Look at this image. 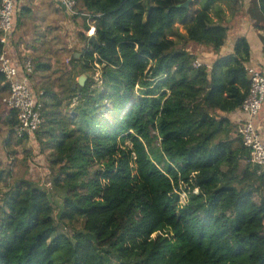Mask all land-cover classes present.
<instances>
[{
	"label": "trees",
	"instance_id": "trees-1",
	"mask_svg": "<svg viewBox=\"0 0 264 264\" xmlns=\"http://www.w3.org/2000/svg\"><path fill=\"white\" fill-rule=\"evenodd\" d=\"M217 1L76 0L91 16H73L80 57L59 91L35 90V135L65 191L59 222L83 229L58 232L48 192L20 178L0 194V264H264V174L230 117L251 88V46L239 36L222 54L232 26ZM225 1L234 12L240 0ZM34 62V73L51 69ZM77 69L91 74L84 85ZM8 89L0 71V99ZM5 123L6 146L29 139L15 110ZM12 174L0 167V183Z\"/></svg>",
	"mask_w": 264,
	"mask_h": 264
},
{
	"label": "crops",
	"instance_id": "crops-1",
	"mask_svg": "<svg viewBox=\"0 0 264 264\" xmlns=\"http://www.w3.org/2000/svg\"><path fill=\"white\" fill-rule=\"evenodd\" d=\"M221 2L222 0H218L217 4L223 8L226 21H235L232 29L233 27L237 28V32L233 33V39L227 40L225 49L228 52L233 51L236 38L245 36L251 46L248 65L264 69V30L255 26V23L264 21L259 0H240L234 12H231L228 6L233 3L225 1L226 4L222 6ZM17 5L18 9L15 13L14 29L9 46L15 60L19 61L18 54L20 53H34L36 59H41L43 48L56 49V47H60L59 50L63 51L68 49L69 51L65 50L67 53L71 52L76 57H80V54L78 55L75 50L82 43L79 35L81 22L83 23L81 17L77 18L68 14L58 0H17ZM18 19L21 21L20 25H17ZM64 35L67 36L66 40H63ZM230 117L233 122L236 119L239 122L244 119L245 115L240 110L231 114ZM256 123L264 141V110L256 119Z\"/></svg>",
	"mask_w": 264,
	"mask_h": 264
},
{
	"label": "built area",
	"instance_id": "built-area-1",
	"mask_svg": "<svg viewBox=\"0 0 264 264\" xmlns=\"http://www.w3.org/2000/svg\"><path fill=\"white\" fill-rule=\"evenodd\" d=\"M58 2L68 14L85 15L89 21L91 16L88 13L84 14L76 10V0H58ZM17 7V0H2L0 5V42L2 44L0 71L4 74L9 88L8 94L2 101L8 109L16 111L18 121L16 134L31 138L42 125V105L31 83V75L35 69L33 59L25 56L17 61L13 58L9 47ZM195 65L199 66L200 62L196 61ZM248 71L251 76V88L241 106L245 117L241 120L243 124L240 135L243 145L249 150L250 162L257 166L260 174H264V141L256 123V119L264 110V69L249 66ZM96 79L99 80V84H102L100 73ZM46 185L51 186V181L47 180Z\"/></svg>",
	"mask_w": 264,
	"mask_h": 264
},
{
	"label": "rangeland",
	"instance_id": "rangeland-1",
	"mask_svg": "<svg viewBox=\"0 0 264 264\" xmlns=\"http://www.w3.org/2000/svg\"><path fill=\"white\" fill-rule=\"evenodd\" d=\"M223 2V3H222ZM221 4L224 6L226 4L225 0H222ZM219 16L216 14L214 15V18H218ZM83 23L81 22V25ZM228 25L233 26L235 25V21H229L227 22ZM179 31L182 34H186V29L177 24ZM80 29H82V26H80ZM231 33L229 38L233 39V35L237 32V28L233 29L231 28ZM234 33V34H233ZM58 36V35H57ZM59 37V36H58ZM51 38L52 35H51ZM60 38V37H59ZM67 36H63V40H66ZM174 38L175 40L177 37H171ZM231 41V40H230ZM189 49L192 50V52L197 53L198 55H201L203 52V47L196 46V44L191 43L189 46ZM78 49L81 48L77 47ZM226 47H223L222 54H228L229 52L225 49ZM61 49L60 47H56V49H45L43 48V53L40 58H35L34 53H29V54H18L19 58H23L25 56H28L32 58L34 61L35 60H40V62L46 63L51 66V69L45 73H34V75L31 78V83L33 88L40 92L42 91V83L51 85L59 91L58 87V79L62 78L63 73L65 71L70 72L69 70L71 69V63H70V58L73 54L71 52L67 53L66 51H69L68 49L59 50ZM78 49L75 51L78 52ZM55 50L56 53H55ZM206 51V49H204ZM35 63V62H34ZM79 70H76L75 72L71 73V79L74 80L73 82H78L80 77ZM70 74V73H68ZM78 74V75H77ZM88 77H91V74H87ZM99 76V72H97L94 75V78H97ZM69 77V76H66ZM78 104V99L75 98L73 100V103L71 106L68 108V110L73 111L77 107ZM8 109L6 105L3 103L2 98L0 99V167L5 168L7 171L11 170L12 177L9 179L8 185L5 181L0 183V194L6 189H8L11 184H13L16 180H19L20 178H28L42 188L43 190H46L48 194L50 195L51 199L54 201L56 205V211L54 212V219L55 222L58 224V232L60 233H65L67 236L72 237L74 233L78 230L83 229V222H76L75 224H69L66 222H59V215H60V207L62 205L63 198L65 196V191L61 189H57L53 184L51 186L46 185L47 180L52 181L53 178V171H51V167L49 165L48 161V155L47 153L42 151V147L39 144L36 135L33 137H29V139H25L23 143L21 144H16L19 143L18 139L11 144L10 146H6L4 143L7 138H8V131L9 128L7 127L5 123V119L8 116ZM107 115V114H105ZM241 121V120H240ZM240 121L238 123H240ZM237 122V119L235 120ZM129 143V142H128ZM17 152V153H16ZM7 153H9V157H7ZM246 164V163H244ZM264 193V189L262 190ZM182 198L184 200L185 195L182 194Z\"/></svg>",
	"mask_w": 264,
	"mask_h": 264
},
{
	"label": "water",
	"instance_id": "water-1",
	"mask_svg": "<svg viewBox=\"0 0 264 264\" xmlns=\"http://www.w3.org/2000/svg\"><path fill=\"white\" fill-rule=\"evenodd\" d=\"M90 40L93 41V42H95V43L98 42V40H97V38H96L95 36H91ZM78 55H79V53H78ZM87 78H88L87 74L82 75V76L80 77L79 81H78L79 84H80V85H84L85 82H86V80H87Z\"/></svg>",
	"mask_w": 264,
	"mask_h": 264
}]
</instances>
